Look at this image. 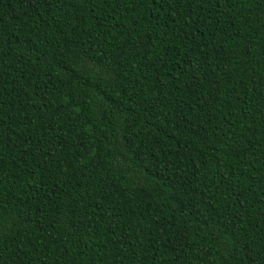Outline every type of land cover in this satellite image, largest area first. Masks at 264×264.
Returning <instances> with one entry per match:
<instances>
[{
	"label": "trees",
	"instance_id": "trees-1",
	"mask_svg": "<svg viewBox=\"0 0 264 264\" xmlns=\"http://www.w3.org/2000/svg\"><path fill=\"white\" fill-rule=\"evenodd\" d=\"M0 264H264V0H0Z\"/></svg>",
	"mask_w": 264,
	"mask_h": 264
}]
</instances>
